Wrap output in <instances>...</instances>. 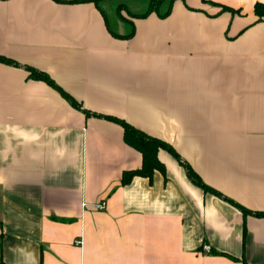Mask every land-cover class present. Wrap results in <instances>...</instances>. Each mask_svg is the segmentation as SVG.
<instances>
[{"label":"crops","instance_id":"1","mask_svg":"<svg viewBox=\"0 0 264 264\" xmlns=\"http://www.w3.org/2000/svg\"><path fill=\"white\" fill-rule=\"evenodd\" d=\"M136 2L0 0V264H264V0Z\"/></svg>","mask_w":264,"mask_h":264},{"label":"trees","instance_id":"2","mask_svg":"<svg viewBox=\"0 0 264 264\" xmlns=\"http://www.w3.org/2000/svg\"><path fill=\"white\" fill-rule=\"evenodd\" d=\"M55 1L63 2V3H76V4L82 3V2H92L97 7H99V3L102 0H55ZM166 1L167 0H151L148 12L141 14V15H132V16L136 17V18L146 17L149 14H151V12H152V13L158 14L161 17H166V15L168 16L170 10H168L166 13H163V14H160V12H159L161 5ZM171 1H173V0H171ZM124 9H125L124 5H121L119 7L120 14H121V11ZM223 9L230 11V12H233L232 9H230L228 7H224ZM255 12H256L257 16L259 17V19H262L264 17V4L257 2V4L255 5ZM122 17H123V15H122ZM114 35L116 37H120V38L131 36V35H126V36L121 35L120 36V34H114ZM0 61L4 62V63H8V64H13V65L18 64V63L16 64V62L11 60V59H8L6 57H1V56H0ZM29 69L35 74V76L37 78L42 79L43 81L45 80L48 83H50L52 86L56 87L65 98L69 99L70 103L73 104V106L80 107V104L72 96H70L67 92H65L63 89H61L59 86H57L56 83L48 75H46L44 72H38L33 68H29ZM104 118H107V119H110V120H113V121H116V122L122 124L124 127V141L129 146L138 150L142 154V162L143 163H142L141 168L131 170V171H125L122 175V180H121L122 185L129 184L131 182V180L133 178H135L136 176L145 177V178H149L150 180H152V177H153V174L155 171H160L165 175V173H166L165 165L159 160V157H158V152L161 148L171 152L178 159L180 158L179 155L176 154V152L174 150L175 148H173L167 142H165L161 139L149 136L145 132H142L141 130L134 128L129 123H127L123 120H120L118 118H115L112 116H104ZM193 181L196 185H198L199 187L204 189L205 193L208 192V193H212V194L221 196L219 192H217L213 188L206 185V183L204 184L199 178L194 176ZM242 210L246 211L247 213L249 212V211L244 210V209H242ZM258 216H264V214H258Z\"/></svg>","mask_w":264,"mask_h":264},{"label":"rangeland","instance_id":"3","mask_svg":"<svg viewBox=\"0 0 264 264\" xmlns=\"http://www.w3.org/2000/svg\"><path fill=\"white\" fill-rule=\"evenodd\" d=\"M146 4V0H139V2H136L133 5H129L128 7L130 8L131 11H136L139 12L141 10V7ZM108 13V19L110 24L112 25L113 28H116V16L113 14L112 10L107 9Z\"/></svg>","mask_w":264,"mask_h":264},{"label":"built area","instance_id":"4","mask_svg":"<svg viewBox=\"0 0 264 264\" xmlns=\"http://www.w3.org/2000/svg\"><path fill=\"white\" fill-rule=\"evenodd\" d=\"M106 206H105V203H100V204H97L96 205V208L97 209H104ZM77 243H80V242H77ZM203 250L205 251V252H211V247L209 246V245H204L203 246Z\"/></svg>","mask_w":264,"mask_h":264}]
</instances>
